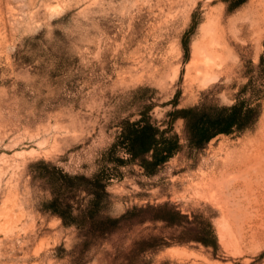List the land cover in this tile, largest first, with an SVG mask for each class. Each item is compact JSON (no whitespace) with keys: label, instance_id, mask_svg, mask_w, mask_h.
<instances>
[{"label":"rangeland","instance_id":"374dc122","mask_svg":"<svg viewBox=\"0 0 264 264\" xmlns=\"http://www.w3.org/2000/svg\"><path fill=\"white\" fill-rule=\"evenodd\" d=\"M0 264H264V0H0Z\"/></svg>","mask_w":264,"mask_h":264},{"label":"trees","instance_id":"16d2710c","mask_svg":"<svg viewBox=\"0 0 264 264\" xmlns=\"http://www.w3.org/2000/svg\"><path fill=\"white\" fill-rule=\"evenodd\" d=\"M225 110L227 111L223 114L218 124L203 128L189 123V119L197 113L196 108L180 109L175 111L173 115L186 118L188 120L187 127L189 132H191L193 137L197 138L199 144H203L217 134L230 133L235 128H243L256 114V109L249 102L241 99ZM168 131L169 129H160L159 126L149 120L141 119L136 123H127L122 134V143H124V147L130 155L131 160L144 158L145 155L151 152V159H144L143 165L146 168L156 167L167 161L178 149V136L167 135ZM114 147H116V144ZM100 176L101 174H96L92 178L91 181L94 182V186H97L99 183ZM68 177L75 179L82 178L78 175ZM61 216L63 217V215Z\"/></svg>","mask_w":264,"mask_h":264}]
</instances>
